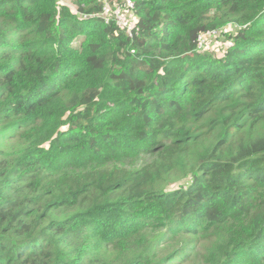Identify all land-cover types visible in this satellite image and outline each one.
I'll return each instance as SVG.
<instances>
[{
	"label": "trees",
	"instance_id": "trees-1",
	"mask_svg": "<svg viewBox=\"0 0 264 264\" xmlns=\"http://www.w3.org/2000/svg\"><path fill=\"white\" fill-rule=\"evenodd\" d=\"M71 1L0 0V264H264V0Z\"/></svg>",
	"mask_w": 264,
	"mask_h": 264
},
{
	"label": "built area",
	"instance_id": "built-area-1",
	"mask_svg": "<svg viewBox=\"0 0 264 264\" xmlns=\"http://www.w3.org/2000/svg\"><path fill=\"white\" fill-rule=\"evenodd\" d=\"M102 9L96 13L97 16L103 18L106 23H110L113 19L121 27H128L127 33L132 36L133 10L135 8L134 0H101ZM217 30L204 32L198 36V49L201 50L208 38L217 35ZM202 51V50H201Z\"/></svg>",
	"mask_w": 264,
	"mask_h": 264
},
{
	"label": "rangeland",
	"instance_id": "rangeland-1",
	"mask_svg": "<svg viewBox=\"0 0 264 264\" xmlns=\"http://www.w3.org/2000/svg\"><path fill=\"white\" fill-rule=\"evenodd\" d=\"M61 3H68L72 5L71 0H60ZM231 28V27H230ZM229 28V30H230ZM232 30H235L233 27ZM79 41L76 42L77 45H79ZM228 46V41H227V35L219 37L217 40L215 37L210 38L209 41L207 40L202 47V51H207L208 53H212L214 55H217L222 53L225 48ZM188 177L184 176L183 174H179L177 176H173L170 179V184L171 185H178L182 182H187Z\"/></svg>",
	"mask_w": 264,
	"mask_h": 264
},
{
	"label": "clouds",
	"instance_id": "clouds-1",
	"mask_svg": "<svg viewBox=\"0 0 264 264\" xmlns=\"http://www.w3.org/2000/svg\"><path fill=\"white\" fill-rule=\"evenodd\" d=\"M71 5V4H70ZM77 12V11H76Z\"/></svg>",
	"mask_w": 264,
	"mask_h": 264
}]
</instances>
